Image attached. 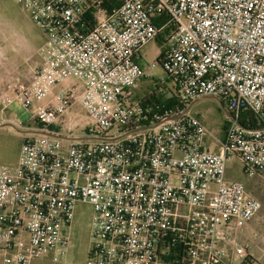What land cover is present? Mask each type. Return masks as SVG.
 Instances as JSON below:
<instances>
[{"label": "built area", "instance_id": "1", "mask_svg": "<svg viewBox=\"0 0 264 264\" xmlns=\"http://www.w3.org/2000/svg\"><path fill=\"white\" fill-rule=\"evenodd\" d=\"M23 5L45 38L42 62L2 100L40 105L36 126H20L27 135L17 166H0V263L65 255L67 228L83 203L93 208L87 264H232L225 229L262 207L244 183L227 178V163L237 158L248 177L264 170V0ZM155 40L166 45L167 79L147 97L181 106L136 99L155 67L143 65L141 51ZM87 75L84 85H67ZM205 97L233 118L217 151L207 149L209 131L190 113ZM76 104L89 118L82 134L71 123L61 132L40 121ZM246 111L259 127L239 123ZM239 264L260 263L247 255Z\"/></svg>", "mask_w": 264, "mask_h": 264}, {"label": "rangeland", "instance_id": "2", "mask_svg": "<svg viewBox=\"0 0 264 264\" xmlns=\"http://www.w3.org/2000/svg\"><path fill=\"white\" fill-rule=\"evenodd\" d=\"M44 44L45 38L25 10L23 0H0V55L6 57L7 68L14 69L22 66L27 68L33 65L39 58L36 52L39 49H44ZM165 49L166 45L160 40L151 41L142 49L143 65L151 66L155 64V67L150 77L139 83L135 91L136 99H144L151 91L155 90L157 83L167 79V74L163 67L157 63V60ZM33 54L35 55L33 56ZM28 58L31 60L28 61ZM73 77L76 78V81L77 79L80 81H77L80 85H84L90 78L89 75H87L86 80H80L78 76ZM37 103L36 101L32 108L27 109L18 103L5 107L3 100H0V116L10 119L8 125L0 127V166L9 168L17 166L18 152L21 148L23 137L27 135L23 133L24 130L20 126H36L32 120L37 105H40ZM56 112L47 121L56 130L66 132V126L71 123L74 133L82 134L89 127L87 113L78 104L73 105L67 114L62 115L61 109L58 107L56 108ZM190 113L198 118L209 131L206 138L207 147L211 150L217 148L218 140L222 139L226 134L227 129H225V124L228 120L220 100L212 97L200 98L192 105ZM40 118V121H46L45 113ZM68 142V140H64L63 153L66 152ZM227 178L244 183L248 193L255 197L256 195L253 193L254 185L263 187L260 191L264 206V173L263 177H248L244 172L243 164L236 158H232L227 163ZM262 212H264V207L262 208ZM92 217V206L78 203L74 209L71 224L67 228L69 232L67 254L58 258L57 261L45 260L43 264H87L91 248L90 233ZM233 225L245 226L246 224L234 222ZM237 254L243 256V248L238 249ZM48 257L36 260H44Z\"/></svg>", "mask_w": 264, "mask_h": 264}, {"label": "crops", "instance_id": "3", "mask_svg": "<svg viewBox=\"0 0 264 264\" xmlns=\"http://www.w3.org/2000/svg\"><path fill=\"white\" fill-rule=\"evenodd\" d=\"M42 49H39L36 53V55H39V58L35 63L27 68H24V66L19 68L10 69L7 68L6 64V57L3 55H0V100H2V96L4 92H7V90L17 81L20 80H28L30 79L31 75V69L34 68L36 65L42 62ZM35 54H33L34 56ZM41 55V56H40ZM33 59V58H32ZM28 61L31 59L28 58ZM77 81H79L77 79ZM76 78L72 77L67 85H71L73 83H76ZM80 82V81H79ZM196 102V101H195ZM193 102L192 105L195 103ZM191 105V107H192ZM46 121L50 119L49 116L45 115ZM43 119V118H42ZM10 119L6 117L0 116V125L2 124H8V121ZM24 133V132H23ZM225 137V136H224ZM222 137V139L224 138ZM207 147V143H206ZM207 149H209L207 147ZM210 151H217V148ZM20 149L18 152V158H19ZM237 159V158H236ZM238 160V159H237ZM18 163V162H17ZM264 170L258 174L255 177H263ZM230 180V179H229ZM263 187L260 185H254V191L253 193L256 195V198H258L262 204L260 212L257 214V216L251 220L248 223H245V226L242 225H230L225 229V233L228 235V248H229V262L232 264H239L241 263L244 258L248 255L254 260L258 261L260 264H264V212H262L263 206V197L261 194V191ZM243 248L244 255L239 256L238 249ZM67 254V251H66ZM45 260L48 261H57L54 259L53 256H49L47 259L44 260H34L31 262V264H43Z\"/></svg>", "mask_w": 264, "mask_h": 264}, {"label": "trees", "instance_id": "4", "mask_svg": "<svg viewBox=\"0 0 264 264\" xmlns=\"http://www.w3.org/2000/svg\"><path fill=\"white\" fill-rule=\"evenodd\" d=\"M161 22H159L160 24ZM165 53V51H163L160 55V58L157 60V63L158 64H161V60H162V56L163 54ZM144 103L146 104H151V103H159L161 104L162 106L166 107V108H171L173 107L174 105H180L179 101L176 100V99H170V100H167L164 98V96L162 95H159V96H156V95H151L149 97H147L146 99H144ZM181 106V105H180ZM228 120L226 121V124H225V129H227V126H228ZM239 123L243 126V127H254V128H257L259 127L260 123L258 122V120L255 118V116H253V114L251 112H243L241 114V117L239 119ZM40 127H41V124H38ZM50 130L52 131H58L56 129H54V126H50Z\"/></svg>", "mask_w": 264, "mask_h": 264}, {"label": "water", "instance_id": "5", "mask_svg": "<svg viewBox=\"0 0 264 264\" xmlns=\"http://www.w3.org/2000/svg\"><path fill=\"white\" fill-rule=\"evenodd\" d=\"M215 99H217V98H215ZM218 100V99H217ZM221 103V102H220ZM221 106H222V108L224 109V111L226 112V114H227V117L229 118V119H233L232 118V116L229 114V112H228V110H227V108L221 103ZM5 125H8V124H2V125H0V127H3V126H5ZM10 125V124H9ZM23 132H25V131H23ZM30 132H33V131H30ZM46 135H50V136H53V137H58V138H61V139H66L64 136H57V135H54V134H48V133H45Z\"/></svg>", "mask_w": 264, "mask_h": 264}]
</instances>
